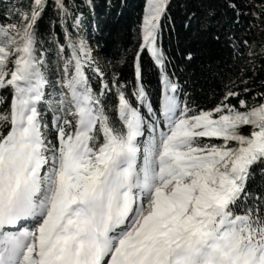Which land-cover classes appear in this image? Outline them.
I'll return each instance as SVG.
<instances>
[{
  "label": "snow or ice",
  "instance_id": "snow-or-ice-1",
  "mask_svg": "<svg viewBox=\"0 0 264 264\" xmlns=\"http://www.w3.org/2000/svg\"><path fill=\"white\" fill-rule=\"evenodd\" d=\"M52 3L70 15L67 0ZM168 3L149 0L141 25L140 48L161 70L159 111L139 53L129 94L70 33L53 84L37 41L47 0L0 24V264H264V187L249 188L264 177V96L249 104L228 90L211 109L180 101L159 47ZM224 3L233 23L244 5L264 33V0Z\"/></svg>",
  "mask_w": 264,
  "mask_h": 264
},
{
  "label": "trees",
  "instance_id": "trees-1",
  "mask_svg": "<svg viewBox=\"0 0 264 264\" xmlns=\"http://www.w3.org/2000/svg\"><path fill=\"white\" fill-rule=\"evenodd\" d=\"M15 1L19 9L14 12L7 10L6 3L11 0L4 1V7L0 4V24L13 23L20 18L18 13L28 8L29 0ZM67 4L70 15L61 20L52 0H47L38 22V47L45 53L46 60L56 62L57 50L66 43V33H70L73 40L82 39L88 49L93 46L94 53L106 66L95 63L91 56L92 64L103 71L108 81L116 74L130 94L134 91V62L139 53L146 102L159 111L161 70L140 48L146 0H67ZM241 10L245 15L238 18V23H233V12L224 0H169L161 21L159 47L166 57V72L180 86V101L211 109L228 90L238 92L239 99L249 104L264 96V55L261 54L264 33L255 26L258 22L254 17L247 14L249 9L241 5ZM73 15L78 21L72 19ZM245 39L255 45L254 56H249L248 47L242 44ZM49 66V76L54 77L55 68ZM87 74L93 87L99 89L98 77L91 70ZM114 92L113 89L105 97L109 105L114 102ZM2 95L9 97L10 93L3 91ZM231 102L238 106L237 98H232ZM48 116L50 118L51 114ZM243 131L247 133L250 129ZM262 187L264 177L257 173L249 188L258 194Z\"/></svg>",
  "mask_w": 264,
  "mask_h": 264
},
{
  "label": "rangeland",
  "instance_id": "rangeland-1",
  "mask_svg": "<svg viewBox=\"0 0 264 264\" xmlns=\"http://www.w3.org/2000/svg\"><path fill=\"white\" fill-rule=\"evenodd\" d=\"M4 1H6L7 2V0H0V4H1V6L2 7H4V4H5V2ZM146 2H147V6H148V3H149V0H146ZM4 3V4H3ZM8 6H7V10L8 11H12V12H14V11H17L18 9H19V6H18V2L17 1H15V0H11V2H9V3H6ZM146 9H147V7H146ZM19 19L20 18H17V20H15L13 23H18L19 22ZM0 39H2V37H0ZM87 40H88V38H87ZM90 52H91V56L94 58L93 60H94V62L95 63H100L102 66H106L105 65V62L103 61V60H101L100 59V57H98L95 53H94V48H93V46L92 45H90ZM53 61V62H52ZM56 62H54V60L53 59H51L50 61H49V65H51V67H53V68H55V72H54V74H53V76L54 77H50L49 79H50V81H52V83L54 84L55 83V80L57 79V75H56V73H57V71H58V64H57V60H55ZM97 67V66H96ZM50 90V89H49Z\"/></svg>",
  "mask_w": 264,
  "mask_h": 264
}]
</instances>
